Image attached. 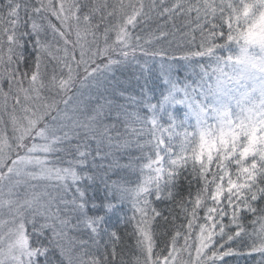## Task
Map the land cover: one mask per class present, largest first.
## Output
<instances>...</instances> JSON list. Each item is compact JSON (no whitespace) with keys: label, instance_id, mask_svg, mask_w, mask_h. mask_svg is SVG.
<instances>
[{"label":"snow or ice","instance_id":"snow-or-ice-1","mask_svg":"<svg viewBox=\"0 0 264 264\" xmlns=\"http://www.w3.org/2000/svg\"><path fill=\"white\" fill-rule=\"evenodd\" d=\"M0 264H264V0H0Z\"/></svg>","mask_w":264,"mask_h":264}]
</instances>
